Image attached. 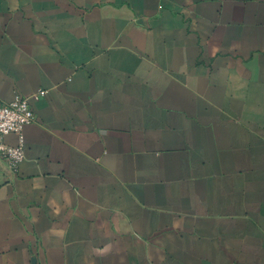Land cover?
<instances>
[{
  "label": "crops",
  "instance_id": "obj_1",
  "mask_svg": "<svg viewBox=\"0 0 264 264\" xmlns=\"http://www.w3.org/2000/svg\"><path fill=\"white\" fill-rule=\"evenodd\" d=\"M38 91L0 264H264V0H0V104Z\"/></svg>",
  "mask_w": 264,
  "mask_h": 264
},
{
  "label": "built area",
  "instance_id": "obj_2",
  "mask_svg": "<svg viewBox=\"0 0 264 264\" xmlns=\"http://www.w3.org/2000/svg\"><path fill=\"white\" fill-rule=\"evenodd\" d=\"M43 96V91H38L30 96L17 93L10 102L0 104V157L6 162L12 175L17 174L18 165L24 160L23 128L35 121L30 101L39 100ZM9 134L19 136L18 146H8L3 142L4 136Z\"/></svg>",
  "mask_w": 264,
  "mask_h": 264
}]
</instances>
